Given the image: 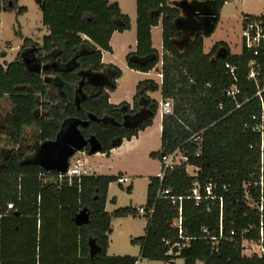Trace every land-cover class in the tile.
Returning <instances> with one entry per match:
<instances>
[{
  "label": "trees",
  "instance_id": "16d2710c",
  "mask_svg": "<svg viewBox=\"0 0 264 264\" xmlns=\"http://www.w3.org/2000/svg\"><path fill=\"white\" fill-rule=\"evenodd\" d=\"M169 1L136 0L137 44L136 50L126 55V62L131 69L147 72L161 58L162 83L159 86L151 79L139 81L130 109L127 102L117 105L108 102L109 91L114 90L115 80L120 75L118 68L112 67L115 73L110 82L101 80V85H96L101 71L109 67L101 62V57L102 50H111L112 33L130 28V19L121 12L118 3L40 0L42 23L49 33L39 43L18 32L22 44L15 59L0 64V98L7 96L13 106L5 115V124L11 129L15 143L22 139L24 129L32 125L39 128V141L53 142L64 125L74 120L79 123L85 139L95 138L100 152L108 153L116 146V139L119 142L123 138L130 139L152 123L159 101L149 98L146 92L159 89L163 99L172 100V113L162 116L161 147L151 156L160 159L162 154L180 148L188 157V163L200 167V171L194 179L187 175L183 165H179L168 170L162 180L157 176L149 178L144 207L148 210L153 206V212L147 218L145 234L132 238L131 242L140 246L141 258L173 264V255L167 253L170 245L177 240L183 242L177 228L172 226L177 207L168 198H156L157 190L168 189L170 195L182 196L188 195L196 180L201 185L213 181L217 183L215 193L222 196L221 217L218 199L203 200L198 206L192 199L182 200L184 234L191 237L189 245L181 251L182 264H264V257L244 255L241 247L243 238L258 237L256 204L260 192L254 183L261 176L264 178V152L261 164L259 135L250 125L252 115L261 112L260 98L255 96L259 89H262L264 104V46L257 56L244 47L241 53L232 54L225 42L218 41L210 52L204 53L203 37L213 32L219 11L227 1L213 0L216 9L213 30L196 32L179 49L174 39L181 33L174 20L180 11L170 6ZM16 9L17 0H0V12ZM25 9L20 6L18 12ZM159 22L162 26L161 56L151 42V28ZM30 48L32 55L40 58L45 66L41 72L22 58ZM220 48L225 51L219 54ZM252 59L257 62L256 80L248 78V64ZM51 60L57 62L54 70L47 66ZM226 63L236 67L239 92L235 100L225 93L234 83ZM46 76L60 83V96L50 92L49 83L44 80ZM142 98H147L152 116L129 128L121 126L126 114L137 111ZM195 134L199 135L197 141L192 138ZM83 149L87 151L88 146ZM23 158L12 148L0 165L1 213L6 211L7 203L14 204L13 209L0 217L1 240L7 221L14 228L26 218H35L42 211L45 195L55 208L63 209L65 193L71 192L78 207L86 209L88 215V221L76 227V246L87 263L136 264L138 258L134 256H107L112 219L137 215V210L131 206L118 207L112 212L105 210L108 185L116 176L83 175L79 189L67 185L43 186L38 175L46 169L23 163ZM127 191L130 192V187ZM250 225L254 228L248 230ZM220 226L222 238L218 247L212 249L211 241L202 237L201 229L206 227L210 235L219 236ZM231 230L234 235H230ZM24 264H35V260L33 257L26 259Z\"/></svg>",
  "mask_w": 264,
  "mask_h": 264
},
{
  "label": "crops",
  "instance_id": "0c3cea01",
  "mask_svg": "<svg viewBox=\"0 0 264 264\" xmlns=\"http://www.w3.org/2000/svg\"><path fill=\"white\" fill-rule=\"evenodd\" d=\"M39 1L40 0H34V4L41 12V18H40V25L42 26L41 35H40L41 38L40 37L37 39L32 38L30 34H22V37H29L34 41L40 43L42 37L44 35H47L49 32L47 27L44 26V24L42 23V9ZM107 1L110 3L111 2L118 3L121 12L123 14H126L130 19V28L122 32L114 31L112 33L109 41L111 50L110 51L102 50V57H101V62L109 67H106L104 70L101 71L99 75V79H97L96 85L97 86L98 84L101 85V80L104 82H110L111 77L115 73V70L112 67L118 68L120 70V75L115 80L116 86L114 90L109 91L108 102L115 105L120 104L122 102H127L130 105V109H132L133 96L135 94L136 86L139 81L145 79H151L155 81L159 86L161 85L162 60L160 58L159 62L154 66V68H152L147 72L134 70L128 67L126 62V55L130 52H134L136 50V44H137L136 0H107ZM172 1L173 0L169 1V5L179 9L180 11L179 16L182 17V22L184 23V25H188V21L191 20L190 13L192 7L195 5L197 1H203V0H177V2L174 4L171 3ZM228 1L230 0L225 1L223 6ZM223 6L219 11L218 22L221 20V15H222L221 12ZM23 7H25L26 9L25 11L22 12V15H25L26 13H28L29 8L28 6H23ZM17 8H19L18 0H17ZM242 15L257 16L255 14H250L247 12H242ZM258 15H264V7L263 10ZM241 25H242V19H241ZM179 31L181 33L180 37L175 38L174 43L179 49H182L191 40L193 34H195L200 30H196L194 33H190L187 40L184 39L183 32L180 29ZM204 37H203V45H204ZM220 41L225 42L230 50L228 41H224V40H220ZM151 42H152V47L155 48L161 56L162 55L161 22H159L158 25L153 26L151 28ZM215 43H213L210 46L209 51H204L203 49L204 53L210 52V50L212 49ZM21 44L17 49L15 57L20 49ZM242 49L243 46H241V51ZM224 51H225L224 49L220 48L218 53L220 54L223 53ZM118 54L121 56L120 58L119 56H117ZM15 57L11 61H13ZM23 57L31 58L32 57L31 51H26L22 55V58ZM11 61L8 62L3 61L0 64L5 65L6 63H9ZM126 71L132 74L133 78L131 80L132 84L128 91V94H126V96H123L122 94H118V90L122 82L121 77ZM52 79L53 82L49 84V90L51 93L60 96L61 95L60 83L58 81H55V78ZM146 95L151 99H155L159 101V103L161 100H163L159 89L155 91H147ZM12 108L13 106L9 101V99L7 98V96L0 98V165L3 163L5 157L7 156L11 148L13 147L20 148V146H23L22 154L24 155V161L27 163H33L43 167H54V168H56L58 164L64 165L66 163V161L64 160H61L60 162H53L51 160H48L47 156H49V154L48 152L44 151V145H46V143L48 144L49 142L39 141L38 139L39 128L36 125H32L24 129V135L19 144H14L11 141L10 139L11 129L9 127L4 128V117L7 113L11 112ZM131 115L126 114L124 116V122L129 123L130 119L133 117L138 119V123H140L141 121L148 119L152 116L150 108L147 104V98H142L139 101V107L137 111L135 113H132ZM162 116L163 114H161L158 107L157 113L152 119V123L149 126H147L144 130L139 131L137 135L132 136L130 139L123 138L122 141L117 143L116 146L110 149L108 153H103L98 151L96 153L90 154L88 153L89 149L86 151L83 148L82 149L80 148L79 151H76V153H74V155L67 160L68 162L67 165L72 164L74 162V159L76 157H79L82 160L84 167L89 170V174L114 175L117 178L113 182H117L120 187L126 185V189H125L126 192H128L127 187H130L129 193L131 194L133 190V183H134L133 181L135 180L130 178L131 174L129 173H132L131 168L124 165L116 168L115 172L113 173L110 172L109 174L100 172V170L98 169H101L105 165L112 167L111 163L113 162L115 156H119L121 154L122 152L121 149H125L130 152L134 151V153L135 152L141 153L143 155L160 150ZM155 118H157L156 123H155ZM105 119L106 118H104V120ZM106 121H108V119H106ZM78 128H79V123L73 120L67 122L64 125L62 131L63 132L66 131L67 133L70 134L71 133L76 134ZM154 132H156V137L158 140L157 148L150 147V145L152 144L151 139L153 137ZM99 158H104L105 162H103ZM159 168H160V161L157 170H155L154 172L150 171L148 174L147 173L145 174L144 177L147 178L146 194H147V186L149 184V178L151 176H156L159 171ZM120 176H127L128 181L124 183L118 182L117 179ZM133 177H135V175H133ZM113 182H110L108 185V192H107V198L105 204V210L108 212H112L113 210L116 209L115 208L111 211L108 209V205L116 203L115 197L113 198L109 197L110 186ZM64 200H65V208L63 209H61L60 207L55 208L50 198L47 197V195H45L43 202L44 206L42 208V211L38 212L35 218L34 217L26 218L22 220L19 223V225L14 226V228H12L10 222L7 221L5 223V228L3 230L2 240H1V232H0V255L2 258L0 264H2L3 262L5 264H24V261L26 259L32 257L35 260V264H88L86 257L80 254L78 250V246H76L78 245V240H76L77 239L76 227L81 225L82 223H85L84 219L86 218L87 211L84 208L81 209L78 207V202L74 199V195L71 192L65 193ZM145 203H146V195H145ZM145 203L139 206L137 205L133 206L132 202H130V204L127 206L134 207L137 210L136 216L143 215L146 217V223H145V227H146L148 216L147 214L140 213L138 210L139 207H144ZM146 210L147 209H145V211ZM16 211L17 210H14V213H17ZM8 212L9 211H5L4 213H1L0 211V214L3 216L6 215V213ZM136 216H127L122 218H126V219L130 217L134 218ZM112 221H111V229H112ZM139 254H140V246H139ZM107 256L109 255L107 254ZM113 256H122V255H113ZM140 260H143V258H141ZM136 264H140L138 260Z\"/></svg>",
  "mask_w": 264,
  "mask_h": 264
},
{
  "label": "rangeland",
  "instance_id": "374dc122",
  "mask_svg": "<svg viewBox=\"0 0 264 264\" xmlns=\"http://www.w3.org/2000/svg\"><path fill=\"white\" fill-rule=\"evenodd\" d=\"M176 2L177 0H173L171 3L174 4ZM263 5L264 0H230L226 2L222 8L221 20L216 24L213 32L209 36L204 37V51H209L210 46L216 41L224 40L228 41L231 53H240L242 46V12L258 15L263 10ZM20 6H28V13L22 15V13L17 11L18 8L13 11L0 12V63L11 61L15 57L17 49L22 43L18 32L30 34L32 38L36 39L41 35V12L35 6L34 0H18V7ZM117 56L121 57L119 54ZM132 78L133 75L127 71L123 74L118 94H122L123 96L128 94ZM157 142L156 132H154L150 147L157 148ZM121 151L119 156L114 157L111 163L112 167L105 165L101 169H98L100 172L109 174L110 172H115L116 168L125 165L131 168L132 173L129 174L132 177L130 176V178L135 179L131 194L126 192V185L120 187L117 182L111 184L109 197H115L116 203L108 205L110 211L117 207L127 206L130 202H132L133 206L144 204L147 185V178L144 176L150 171L154 172L159 167V160L152 157L151 153L143 155L125 149H121ZM99 159L105 162L104 158ZM145 223L146 217L143 215L127 219L122 217L113 219L107 254L109 256H135L138 258L140 264H170L161 261L140 260L139 245L133 244L131 239L145 234Z\"/></svg>",
  "mask_w": 264,
  "mask_h": 264
},
{
  "label": "built area",
  "instance_id": "2783aa9c",
  "mask_svg": "<svg viewBox=\"0 0 264 264\" xmlns=\"http://www.w3.org/2000/svg\"><path fill=\"white\" fill-rule=\"evenodd\" d=\"M242 46L252 52L254 56L259 54L260 49L264 46V16L257 15V16H250L245 15L242 19ZM257 62L255 59H252L249 62V73L248 78L255 79L257 77V72L255 70ZM225 67L228 71V74L233 79L234 83L225 91L226 95L231 99L235 100L236 95L239 92V88L236 84L237 77H236V67L230 63H226ZM262 89H259L255 96L260 98V106L261 112L260 115H252L253 123L250 125L252 131L258 133L259 135V150H260V163L262 164V156L264 152V104L261 97ZM240 104H237L239 107ZM159 111L161 114H168L172 113V100L171 99H163L159 103ZM249 127V125H247ZM194 140H199V135L195 134L192 136ZM199 153H196L198 155ZM160 161V168L157 173V177L162 180L164 178L165 173L168 170L173 169L176 166L183 165L185 167V171L187 175L193 177L194 179L197 178L198 172L200 171V167L196 165H192L188 163V157L182 153L180 148L173 150L172 152L165 153L161 155ZM262 168L260 172L262 173ZM89 170L84 167L82 160L79 157L74 159L72 164H69L65 171H57L51 172L49 169L41 171L38 175L39 181L43 186L48 185H56L60 187L61 185L67 186H76L78 189L81 185V177L83 175H88ZM118 182L124 183L128 181L127 176H120L118 177ZM255 187L259 188L260 198L256 204L257 210L259 211V225L257 227L258 230V237L257 239H248L243 238L241 242L242 253L247 256L256 255L258 257H264V178L261 176L259 181L254 183ZM217 188V183L213 181L207 182L205 185L199 184L196 180L193 183V186L189 189L188 195H180L174 196L170 195L168 189L159 188L156 193V198H168L171 200L172 204L176 205L177 207V216L172 222V226L177 228L178 236L183 242L177 240L170 245L168 250L169 255H173L172 263L173 264H182L183 260L181 258V251L184 247L189 245L191 237L185 236L184 228L182 225V200L183 199H192L194 201L195 206L201 204L203 200H213L218 199L219 206H220V217H221V209H222V196L217 195L215 190ZM223 189H226V186H222ZM14 204L13 202H9L6 205V211L13 209ZM139 212L142 214H147L149 217L153 212V206H150L148 210L145 211L144 207L138 208ZM2 215L0 214V217ZM254 226L250 225L248 230L253 229ZM204 239H208L211 241L212 249L218 247L219 240L222 238L221 233V226H220V233L219 236H212L210 235L208 229L203 227L201 229ZM234 230L230 231V235H234ZM202 264V263H198Z\"/></svg>",
  "mask_w": 264,
  "mask_h": 264
},
{
  "label": "water",
  "instance_id": "95a60500",
  "mask_svg": "<svg viewBox=\"0 0 264 264\" xmlns=\"http://www.w3.org/2000/svg\"><path fill=\"white\" fill-rule=\"evenodd\" d=\"M191 20L188 21V25H184L182 17L178 16L174 20L175 26L183 32L184 39H188L190 33H194L196 30H200L203 33H210L214 28V22L216 18V9L212 0L197 1L191 9ZM48 81V78L45 79ZM62 135L54 141L52 144L53 150L51 151L53 157H48V160L53 162H60L61 160L66 161L64 165L58 164L54 167H44L45 169H55L57 171H65L67 168V160L79 151L81 147L73 146L72 143H68V135L65 132H61ZM92 144L88 150V153L93 154L100 151V144L94 139H90ZM119 142V139L114 141V145ZM62 145V146H61ZM23 163H27L23 160ZM84 221H88V217Z\"/></svg>",
  "mask_w": 264,
  "mask_h": 264
},
{
  "label": "flooded vegetation",
  "instance_id": "af4514ba",
  "mask_svg": "<svg viewBox=\"0 0 264 264\" xmlns=\"http://www.w3.org/2000/svg\"><path fill=\"white\" fill-rule=\"evenodd\" d=\"M27 51H33V49H27ZM36 59H37V57L35 56V55H32V57L31 58H29V57H23V60L28 64V65H30V66H32V67H34L35 69H37L38 71H42L43 69H44V64H43V62L41 61V59L40 58H38L37 60L38 61H36ZM47 66H49L51 69H56V66H57V62L55 61V60H51L49 63H48V65ZM46 78H48V81H46L45 79ZM53 77L52 76H46L45 78H44V80L47 82V83H49V84H51L53 81V79H52ZM131 115V114H130ZM132 116V115H131ZM5 118V117H4ZM133 118V117H132ZM132 118L130 119V124L129 123H126V122H124V119H123V122L121 123V126H123V127H127V128H129V127H132V126H134V125H136V124H138V119H136V118H133V120H132ZM104 121H106V119L104 120ZM6 127H8V126H6V124H5V119H4V128H6ZM11 134H12V131H11ZM60 135H62V133H60ZM59 135V136H60ZM65 135H68V143H72V145L73 146H76V147H81V149L82 148H85L86 146H88V149L90 148V146H91V144H92V141L90 140V139H94L93 137H90V138H88V139H85L83 136H82V134L80 133V129L78 128L77 129V133L75 134V133H67L66 132V134ZM59 136H58V138H59ZM10 137H11V135H10ZM11 139V141L14 143V144H19L20 142H21V140L18 142V143H15L13 140H12V138H10ZM54 142V141H53ZM53 142H49L48 144L46 143V145H44V151H46V152H48V154H49V156H47V158L48 157H53L52 156V153H51V151L53 150V147H52V144H50V143H53ZM62 146V145H61ZM13 148H15V147H13ZM12 149V148H11ZM10 149V150H11ZM15 149H17V151L20 153V154H22V150H23V146H20V148H15ZM9 150V151H10ZM9 153V152H8ZM23 155V154H22ZM23 157H24V155H23ZM23 160H24V158H23Z\"/></svg>",
  "mask_w": 264,
  "mask_h": 264
},
{
  "label": "bare ground",
  "instance_id": "6f19581e",
  "mask_svg": "<svg viewBox=\"0 0 264 264\" xmlns=\"http://www.w3.org/2000/svg\"><path fill=\"white\" fill-rule=\"evenodd\" d=\"M164 115V114H163Z\"/></svg>",
  "mask_w": 264,
  "mask_h": 264
}]
</instances>
